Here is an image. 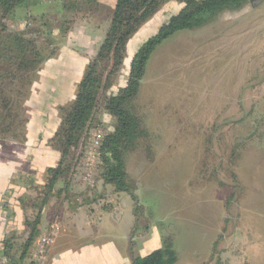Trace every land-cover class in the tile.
Listing matches in <instances>:
<instances>
[{"label": "rangeland", "instance_id": "1", "mask_svg": "<svg viewBox=\"0 0 264 264\" xmlns=\"http://www.w3.org/2000/svg\"><path fill=\"white\" fill-rule=\"evenodd\" d=\"M59 5L32 4V10L17 13V22L10 27L16 32L29 25L33 36H41L44 51L39 68L14 86L17 93L12 97L22 123L0 136V153H7L11 165L8 181L4 173L7 176L8 168L0 166V237L23 230L21 223L29 210L23 214L17 197L26 193L28 177L34 179L31 169L40 166L34 179L40 186L46 169L56 163L43 151L54 127L50 109L71 102L80 75L77 61L90 55L84 54L85 48L92 51L89 46L99 44L106 29L108 15L98 9L93 17L78 20L66 36L59 34L66 19L56 13ZM180 7L174 2L165 5L132 37L115 89L124 86L134 51ZM41 13L48 15L42 21L34 19ZM33 89L37 101H45L36 121L27 104ZM137 102L149 130L150 159L138 149L125 161L144 209L139 228L134 229L135 206L130 198L117 201L107 187L103 197L89 206L85 224H79L87 236H79L69 216L91 194L80 180L85 171L79 170L73 178L80 183L69 182L70 200L54 191L56 196L43 210V241L35 250L38 254L32 255L34 263L129 264L125 253L149 254L161 246L162 236H168L176 264H264V0H249L239 10L215 15L205 26L166 39L149 58ZM255 117L262 119L259 125ZM102 119L111 122L107 115ZM95 124L80 146L103 131L104 124ZM36 132L42 136L38 146L29 141ZM60 187L61 183L56 188ZM28 194L36 196L34 191ZM101 212L124 219L118 226L108 223L105 234L89 233L96 231Z\"/></svg>", "mask_w": 264, "mask_h": 264}, {"label": "trees", "instance_id": "2", "mask_svg": "<svg viewBox=\"0 0 264 264\" xmlns=\"http://www.w3.org/2000/svg\"><path fill=\"white\" fill-rule=\"evenodd\" d=\"M47 1L60 3L56 13L66 16V19L64 23L62 21L64 26L60 27L58 32L64 36L78 24V20L93 17L98 9L105 11L108 21L95 55L84 64L73 99L54 110V128L45 144L58 154L56 163L46 169L42 185H36L35 180L28 177L25 188L27 194L24 192V195L21 193L17 197L23 214L25 210H29L21 223L23 230L19 233L15 230L7 232L0 240V264H35L32 255L36 253L37 245L43 239L40 226L43 223V210L50 198L56 195L66 194L65 200H70L69 182L80 183L74 182L73 178L79 168L76 166L78 156L74 155L72 148H77L87 137L95 122V126L100 122L104 124L98 150L97 179L94 185H82L87 192L91 191V194L89 192L90 199L84 198L78 208L88 209L93 202L101 199L106 188L110 187L111 194L118 198L115 200L120 201L128 196L133 202L134 229L136 231L137 227L139 228V213L144 209L138 203L137 183L128 174L125 158L128 153L142 149L150 159V145L147 142L149 130L145 115L140 112L137 102L141 79L149 58L160 44L176 32L205 26L215 15L224 11L239 10L249 2L115 0L114 5L109 7L98 0H0V136L5 137L15 126L22 123L19 119L20 109L12 97L16 92L14 86L39 68L44 51L41 48V36H33L29 25L24 27L25 31L16 32H12L10 27L16 24L19 11L32 10V4ZM171 2L181 5L179 11L171 14L157 32L134 51L129 60L125 84L115 89L114 81L124 64L132 37ZM46 15L48 14L41 13L35 15L34 19L42 21ZM18 86L23 87L19 84ZM103 115L110 118L109 124L102 122ZM255 121L259 125L262 119L255 117ZM60 183L63 187L57 189ZM30 191H34L36 196L30 197ZM54 191L57 192L56 195ZM2 203L4 205H1V208L5 211L6 202L3 200ZM88 211L91 214V210ZM22 237L25 239L21 240ZM40 237L42 238L39 239ZM160 244V247L146 255L135 256L128 252L130 264H176L178 257L172 239L162 236Z\"/></svg>", "mask_w": 264, "mask_h": 264}, {"label": "crops", "instance_id": "3", "mask_svg": "<svg viewBox=\"0 0 264 264\" xmlns=\"http://www.w3.org/2000/svg\"><path fill=\"white\" fill-rule=\"evenodd\" d=\"M99 1V3H101V4H104V5H106V6H109V7H112L113 5H114V0H102V2H101V0H98ZM38 4V3H37ZM101 42V41H100ZM100 44V43H99ZM99 44H97L96 46L95 45H93V47L92 48H90V46H89V49L90 50H92V51H88V48L86 47L85 49V51H84V54H90V55H88L85 59H83V57L81 58V59H79V61H77V63H79V65H80V63H81V66H80V71H79V73H80V75H81V72H82V70H83V67H84V64L89 60V58H91V57H93L94 55H95V53H96V51H97V49H98V47H99ZM89 52H91V53H89ZM83 56V55H82ZM80 75H78V78H77V81L79 80V78H80ZM39 78H40V76H39ZM36 90L35 89H33V96L29 99V101L27 102V104H28V107H30V108H32L33 109V111L32 112H34V114H35V121L37 120V119H39L40 118V115L38 114L39 113V111L41 110V106L43 105V104H45V101L44 100H39V101H37V99L35 98V96H36ZM73 99V98H72ZM52 109H50V111L51 112H53V110H55V108H53V106L51 107ZM51 117H52V119H53V117H54V115H50ZM35 127H36V122H35ZM35 127L33 128V129H35ZM54 128V127H53ZM52 132V131H51ZM35 135H36V137H32V138H30V142H32L34 145H36V146H38L39 144H36L37 142L36 141H38V139L40 140V138L42 137L41 135H40V133H38L37 134V132L35 133ZM51 135V134H50ZM49 135V136H50ZM49 136L47 137V139L49 138ZM46 139V140H47ZM46 142H44V144H45ZM35 149H37V148H35ZM38 150V149H37ZM40 152V154H43V152H41V150H39ZM43 151H44V153H50L56 160H57V157H58V154L56 153V152H54V151H52L49 147H47L46 145H45V148L43 149ZM7 153H4V152H2V153H0V166L2 165V168H8V173H7V176H6V171L4 170V173H5V178L7 177H11V168H10V158L6 155ZM8 158H7V157ZM35 158H38V151L35 153ZM36 165V164H35ZM35 169V170H34ZM34 169H31V173H33L34 175H33V178L34 179H37V175H36V173L38 174V173H40V166L39 165H37V166H35L34 167ZM33 171V172H32ZM24 172H26V169H23L20 173H23L24 174ZM39 177V176H38ZM7 178H6V180H7ZM8 181V180H7ZM6 182L4 181V183L3 184H5ZM8 185V184H7ZM8 187H9V189H10V185H8ZM8 189V188H7ZM6 189V190H7ZM1 190H2V187L0 188V192H1ZM6 190H3V193H5L6 192ZM8 191V190H7ZM1 198H3L1 195H0V200H1ZM121 201V200H120ZM88 215H89V211H88V209L85 207V208H83V207H81V208H78L77 210H76V212H74L71 216H69V221L68 222H70L71 224H72V226H74L75 227V229H76V231H77V234L79 235V236H81V237H84V236H87V234L88 233H86L85 234V232H82V230L80 229V223L82 224V223H84L85 224V222L87 221V219H88ZM101 219H100V221L99 222H97L96 224H95V230L96 231H89V233H94V235L95 234H97V235H99L100 233H103V234H105V231H106V228H107V226H109L108 225V223H110V224H114V226H118V225H120L121 223H122V219H124V217L122 216V215H119V214H114V213H111V212H108V213H104V212H101ZM118 216V217H117ZM44 217H45V215H44ZM44 219V218H43ZM4 221V220H3ZM5 222V221H4ZM3 222V224L5 225V223H6V229H7V222H5L4 223ZM87 232V231H86ZM3 237L1 236L0 237V239H2ZM99 255V254H98ZM123 257L125 258V260L126 259H128L129 258V254L127 253H125L124 255H123ZM106 264H108V262H106ZM129 264H130V260H129Z\"/></svg>", "mask_w": 264, "mask_h": 264}, {"label": "built area", "instance_id": "4", "mask_svg": "<svg viewBox=\"0 0 264 264\" xmlns=\"http://www.w3.org/2000/svg\"><path fill=\"white\" fill-rule=\"evenodd\" d=\"M103 133L101 131H96L86 140H84V144L82 146L79 145V148H72V152H79L78 159H79V170L80 173L85 171L84 175L81 177L80 180L83 184L86 185H94L97 179L98 173V150L100 148L101 140H102ZM82 165V166H80ZM120 212V209L117 213ZM43 241V240H42Z\"/></svg>", "mask_w": 264, "mask_h": 264}, {"label": "water", "instance_id": "5", "mask_svg": "<svg viewBox=\"0 0 264 264\" xmlns=\"http://www.w3.org/2000/svg\"><path fill=\"white\" fill-rule=\"evenodd\" d=\"M251 1V0H250Z\"/></svg>", "mask_w": 264, "mask_h": 264}]
</instances>
